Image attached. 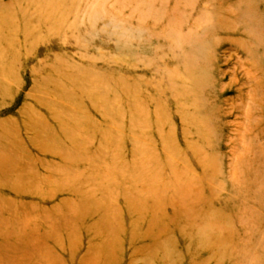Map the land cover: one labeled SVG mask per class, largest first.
Wrapping results in <instances>:
<instances>
[{"label":"rangeland","instance_id":"374dc122","mask_svg":"<svg viewBox=\"0 0 264 264\" xmlns=\"http://www.w3.org/2000/svg\"><path fill=\"white\" fill-rule=\"evenodd\" d=\"M0 264H264V0H0Z\"/></svg>","mask_w":264,"mask_h":264}]
</instances>
